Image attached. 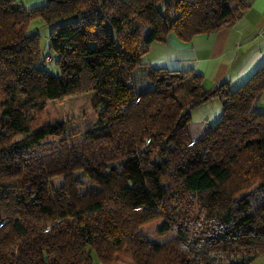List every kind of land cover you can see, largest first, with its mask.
Listing matches in <instances>:
<instances>
[{"label":"trees","instance_id":"16d2710c","mask_svg":"<svg viewBox=\"0 0 264 264\" xmlns=\"http://www.w3.org/2000/svg\"><path fill=\"white\" fill-rule=\"evenodd\" d=\"M248 7L0 0V264H252L264 254V65L237 88L207 90L193 68L142 62L154 43L211 35ZM37 18L53 25L46 55L29 32ZM54 59L59 75L45 68ZM141 66L152 88L138 91ZM89 94L97 120L78 135L63 120L40 126L49 104ZM211 98L222 116L199 136L191 111Z\"/></svg>","mask_w":264,"mask_h":264},{"label":"crops","instance_id":"0c3cea01","mask_svg":"<svg viewBox=\"0 0 264 264\" xmlns=\"http://www.w3.org/2000/svg\"><path fill=\"white\" fill-rule=\"evenodd\" d=\"M23 7L25 0H15ZM249 7L237 22L211 35H197L181 42L171 35L165 43H154L152 63L173 69L193 68L204 77L205 89L228 81L237 88L264 65V0H247ZM29 3V1H27ZM264 113V92L259 102ZM252 264H264L260 254Z\"/></svg>","mask_w":264,"mask_h":264},{"label":"rangeland","instance_id":"374dc122","mask_svg":"<svg viewBox=\"0 0 264 264\" xmlns=\"http://www.w3.org/2000/svg\"><path fill=\"white\" fill-rule=\"evenodd\" d=\"M27 1H29V3H27ZM49 1L50 0H25L24 5L28 10L33 7L46 6L49 4ZM54 14L55 13L51 14V19L56 22L57 18ZM52 26L53 25L48 24L42 18H37L29 27L30 34H39L40 36L42 55H46V53H48L47 51H49V35L52 30ZM149 31L150 29L144 28L143 34L146 36ZM152 60L153 56L149 53L142 58V62L144 64H150ZM55 61L56 59L52 61L47 60L45 68L51 70V72L55 75H59L60 68ZM143 70L144 68L141 66L133 72V83L138 91L152 88L151 82L143 75ZM89 96L90 94L86 96H75L66 99L62 104H49L47 113L40 120V126L51 124L58 120H63L72 126V130L77 132L78 135L81 131H84L88 126L97 120L96 113L90 107L91 96ZM191 115L192 125L199 128L201 130L199 136H203L211 128V126H214L220 121L222 116V104L218 98H211L202 105L194 108L191 111ZM65 184V179H58L54 182V187L56 189L63 190ZM174 236V234H168L165 237L150 236V240L158 244H164L171 240Z\"/></svg>","mask_w":264,"mask_h":264}]
</instances>
